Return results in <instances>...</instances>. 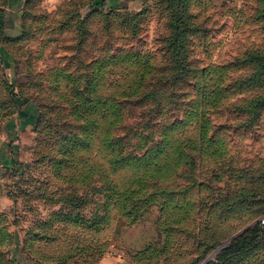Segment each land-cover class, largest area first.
<instances>
[{
    "label": "rangeland",
    "instance_id": "obj_1",
    "mask_svg": "<svg viewBox=\"0 0 264 264\" xmlns=\"http://www.w3.org/2000/svg\"><path fill=\"white\" fill-rule=\"evenodd\" d=\"M172 1L0 0V264H264V0Z\"/></svg>",
    "mask_w": 264,
    "mask_h": 264
},
{
    "label": "trees",
    "instance_id": "obj_2",
    "mask_svg": "<svg viewBox=\"0 0 264 264\" xmlns=\"http://www.w3.org/2000/svg\"><path fill=\"white\" fill-rule=\"evenodd\" d=\"M176 1L177 0H173L171 4L167 8H165V10L168 13L167 25H168L169 35L167 37V42L172 44L171 48L174 47L180 48L187 45V42L189 40H191L192 38H196L200 33L204 31L202 29V26L194 22H191L190 19L189 20L187 19L186 13L182 11V9L178 8ZM173 54L177 55L176 52H174ZM256 234L257 235L264 234V224L262 223V220H260L259 222V227ZM252 238H254V236ZM244 243L245 241L243 240L242 236L234 239L232 242H230L226 247L222 249L220 253V259H225V258L227 259L228 256H232L236 251L242 250L244 246H246L243 245ZM21 254L22 256L26 255L25 253L23 255V252H21ZM26 257L28 259H31L37 264L39 263L38 261L32 259L29 255H26ZM208 264H211V262H209Z\"/></svg>",
    "mask_w": 264,
    "mask_h": 264
},
{
    "label": "crops",
    "instance_id": "obj_3",
    "mask_svg": "<svg viewBox=\"0 0 264 264\" xmlns=\"http://www.w3.org/2000/svg\"><path fill=\"white\" fill-rule=\"evenodd\" d=\"M140 0H105L106 4H111V5H123V6H128L129 4H139ZM9 3H12L9 1ZM102 264H133L132 262H129L125 258H117L114 256L113 259H108L104 261Z\"/></svg>",
    "mask_w": 264,
    "mask_h": 264
},
{
    "label": "built area",
    "instance_id": "obj_4",
    "mask_svg": "<svg viewBox=\"0 0 264 264\" xmlns=\"http://www.w3.org/2000/svg\"><path fill=\"white\" fill-rule=\"evenodd\" d=\"M262 223L264 224V218L262 219Z\"/></svg>",
    "mask_w": 264,
    "mask_h": 264
},
{
    "label": "water",
    "instance_id": "obj_5",
    "mask_svg": "<svg viewBox=\"0 0 264 264\" xmlns=\"http://www.w3.org/2000/svg\"><path fill=\"white\" fill-rule=\"evenodd\" d=\"M227 242H228V241H227ZM227 242H226V243H227ZM208 259H209V258H208ZM206 261H208V260H206Z\"/></svg>",
    "mask_w": 264,
    "mask_h": 264
}]
</instances>
